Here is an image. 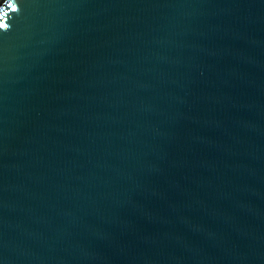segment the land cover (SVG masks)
Segmentation results:
<instances>
[{
    "label": "water",
    "instance_id": "obj_1",
    "mask_svg": "<svg viewBox=\"0 0 264 264\" xmlns=\"http://www.w3.org/2000/svg\"><path fill=\"white\" fill-rule=\"evenodd\" d=\"M0 264H264V0H0Z\"/></svg>",
    "mask_w": 264,
    "mask_h": 264
}]
</instances>
